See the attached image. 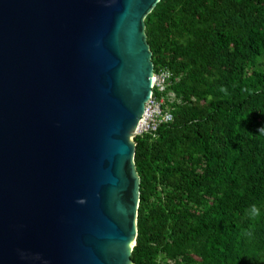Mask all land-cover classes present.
Returning <instances> with one entry per match:
<instances>
[{
	"label": "water",
	"instance_id": "95a60500",
	"mask_svg": "<svg viewBox=\"0 0 264 264\" xmlns=\"http://www.w3.org/2000/svg\"><path fill=\"white\" fill-rule=\"evenodd\" d=\"M158 1L0 0V264H132Z\"/></svg>",
	"mask_w": 264,
	"mask_h": 264
},
{
	"label": "trees",
	"instance_id": "16d2710c",
	"mask_svg": "<svg viewBox=\"0 0 264 264\" xmlns=\"http://www.w3.org/2000/svg\"><path fill=\"white\" fill-rule=\"evenodd\" d=\"M142 24L152 72L176 79L178 104L153 138L131 139V263L190 261L195 247L199 264H264V71L251 63L264 55V0H159Z\"/></svg>",
	"mask_w": 264,
	"mask_h": 264
},
{
	"label": "built area",
	"instance_id": "2783aa9c",
	"mask_svg": "<svg viewBox=\"0 0 264 264\" xmlns=\"http://www.w3.org/2000/svg\"><path fill=\"white\" fill-rule=\"evenodd\" d=\"M150 94L143 105V112L134 129L133 136L149 135L153 138L159 125L171 121L173 93L168 90L176 81L166 69L151 73Z\"/></svg>",
	"mask_w": 264,
	"mask_h": 264
},
{
	"label": "rangeland",
	"instance_id": "374dc122",
	"mask_svg": "<svg viewBox=\"0 0 264 264\" xmlns=\"http://www.w3.org/2000/svg\"><path fill=\"white\" fill-rule=\"evenodd\" d=\"M252 64H255V66H257L259 69H261V70H263L264 71V55L263 56H261V57H257V58H253V60H252V62H251ZM248 66V65H247ZM176 104H178V99H176V98H174L173 97V101H172V104H171V106L172 105H176ZM200 166H201V162L198 164V165H196V166H193V167H191V169L194 171V172H198L199 171V169H200ZM158 195H162V193H163V191H158V192H156ZM158 197H160V196H158ZM157 199V198H156ZM156 199H153L152 201H151V203L152 204H157V202H155L156 201ZM159 204V203H158ZM180 207V205H177V208H179ZM182 208H185V210L186 211H188V209H189V206L186 204L185 206H181L180 208H179V211H181L182 212V214H185L186 212H184V211H182L181 209ZM190 209H192V207H190ZM201 210H202V208H199V212H201ZM197 253H199V254H201V251H199L197 248H195V247H191V248H188L187 249V251H186V254H185V257L187 258V257H189L191 260V262L192 263H190V261H182V260H180V258H177V257H173V258H171V256L172 255H170V256H162V258L161 259H159V260H156L155 261V263L156 264H176V262H179L180 264H199V257H198V254Z\"/></svg>",
	"mask_w": 264,
	"mask_h": 264
},
{
	"label": "clouds",
	"instance_id": "9594fccd",
	"mask_svg": "<svg viewBox=\"0 0 264 264\" xmlns=\"http://www.w3.org/2000/svg\"><path fill=\"white\" fill-rule=\"evenodd\" d=\"M259 131L261 132V133H264V128H261V129H259ZM134 137V136H133ZM132 137V138H133ZM259 215V210H258V208L255 206V205H253L252 206V208H251V211H250V217L251 218H255V217H257Z\"/></svg>",
	"mask_w": 264,
	"mask_h": 264
}]
</instances>
